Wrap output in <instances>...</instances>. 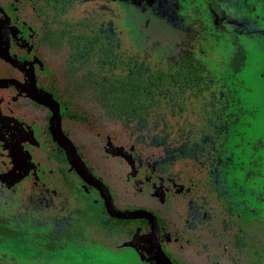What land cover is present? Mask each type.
Returning a JSON list of instances; mask_svg holds the SVG:
<instances>
[{
    "label": "rangeland",
    "instance_id": "rangeland-1",
    "mask_svg": "<svg viewBox=\"0 0 264 264\" xmlns=\"http://www.w3.org/2000/svg\"><path fill=\"white\" fill-rule=\"evenodd\" d=\"M20 2L0 0V218L9 217L11 231L0 233V264H159L152 223L141 215L116 222L124 216L110 214L109 205L120 213L158 208L168 232L160 242L173 264H264V0H84L71 8L74 17L90 18L104 42L110 34L121 57L144 59L145 66L176 55L189 39L216 74L210 92L219 98L228 85L235 98L226 102L231 122L216 140L213 161L201 164L191 156L164 161L162 147L135 141L80 95L78 107L93 121L60 122L101 174L102 188L88 184L87 199L71 194L57 162H46L55 143L52 114L46 117L34 99L36 81L51 64L45 55L55 53L36 47L38 25ZM197 24L199 34H188ZM232 33L245 49L238 69L228 66ZM19 147L31 163L8 183L7 157ZM63 166L79 177L69 162ZM191 200L207 211L202 222L187 212ZM22 211L25 217L16 218Z\"/></svg>",
    "mask_w": 264,
    "mask_h": 264
},
{
    "label": "flooded vegetation",
    "instance_id": "flooded-vegetation-1",
    "mask_svg": "<svg viewBox=\"0 0 264 264\" xmlns=\"http://www.w3.org/2000/svg\"><path fill=\"white\" fill-rule=\"evenodd\" d=\"M82 1H84V0H75L70 5L67 6V4H65V6H63V7L61 5H59L57 10H56V4H54L52 6V9L54 10V12L55 13H56V11L61 12L59 15V18H58L59 20L57 22H55V28L59 27L61 22H66V21L67 22H73L76 24V27L79 30L78 35L80 37H83V40H85L88 43L87 44L88 48L86 49V51L89 54L87 56V60L85 61V66L86 67H92V69H95L98 77H101L102 75H109V77L110 76L119 77V75H122L126 79L133 80V83H131V85L133 87L135 85L136 76L143 77L144 73H149L151 69H154L157 66H161V65L166 64L170 59L178 56V54L182 50L191 51L193 53V55L197 59H199L200 63L204 64V66L208 72L213 73L214 76L216 75L215 72L209 68L208 64L200 58V56L198 55L199 49L194 47L189 39H185V43H184L182 49L180 51H178L176 53V55L168 57V59H166L165 61H163L161 63H157L153 67L145 66L144 64L146 63V61L144 59H142L141 61L138 59L127 60L124 57H121L120 54H122V53L116 52L112 48V42L113 41H112V37L110 34H107L105 36V42H104L103 39H101V34H97V32L92 30L93 27L90 26V18L86 14H83V15L78 16V17H74V15L70 14L71 8L74 5H77L79 2H82ZM42 3H43V0H23L21 5H22V8H25V9L29 8L30 9L29 12L32 16V20L34 22H36L38 25V31L39 32H38V35L36 36V39H35L36 47H38L40 51H50V52L55 53V56L45 55V57L47 59H49L51 64H50L49 69H47L48 71L43 75V77L39 78L36 81V88L38 90V93L35 94V97L40 102L37 101L36 98L34 99V105H36L37 107H41V109L43 110V113L45 114L46 117L48 116V112L50 114H52V122L49 126L52 135H53V127H54V124H53L54 106L56 107V110L59 114V126H60V128H61V122L60 121L62 119L63 120H73V121H77L80 123H86L88 125L90 124V122L93 121V118H92V116H90V114H86L84 109H81L78 107V103L76 102V99L80 95H83L87 100H90V102H93L94 105H96L97 107H100L102 110V115L106 118H110L109 115L112 113L109 109L113 108L116 111H117V109L118 110L121 109V106H119V104L123 105L122 108L126 112L134 110V102L136 103V108H138V109L143 108L147 112V114H150L149 112L151 111L153 106L155 104L157 106L158 100L163 99V97H162L163 94H161L160 92L159 93L155 92V93H153V96H151L150 95L151 92H149L147 90L144 91V94H141L140 92L136 93V91H135L136 89L133 91L132 89H130L129 86H127V89H125V88L121 89L119 95L116 96L117 98H115V100L112 101L113 102L112 104L107 103L106 100H105L106 104H102L99 101L101 98L100 95H97V93L95 91L91 92L87 87H85L78 80H74L75 77H78L80 72H83L82 69L79 70L78 73L74 74L70 80H69V78L66 79L64 77V75H65L64 68L65 67L63 66V63H64V61H66V59L68 57L69 49H68L66 44H64L63 46H56V32H55V40H54V46L53 47L46 46L47 44L42 43V40H40V37L42 36V28H41V21L36 16L37 15L36 9ZM216 8L218 10V14H221V10L218 7V5ZM219 10H220V12H219ZM100 27H102V24ZM200 29L201 28L198 27V24L196 26L190 25V29H189L188 34H191V36H193V33L199 34ZM87 35H88L90 40H88ZM234 35H236V34H234ZM236 37L238 38L237 35H236ZM238 41H239V38H238ZM231 43L233 45L232 38H231ZM240 44H241V42H240ZM241 45L243 46V44H241ZM234 48L235 47L233 45V52H234ZM88 49H89V51H88ZM243 50H244V53H243V56H244V54H245L244 46H243ZM113 51H115L116 53H114ZM233 52L231 54V57L233 55ZM38 53H39V51H38ZM231 57H230V60H231ZM230 60H229V62H230ZM243 63H244V61H243ZM216 81H217V78H216ZM229 88H230V86H229ZM230 91H231L230 95L233 98L234 93L231 90V88H230ZM44 92L48 93L50 95L48 100L45 98ZM190 98H191V101H189V99L188 100L185 99V109L183 111H181L180 113H179L178 107H176L175 110L172 111L171 108L166 107V105H164V102H162V101H161L162 105L157 106V108L161 109L162 106L164 105L165 110L167 109L170 112V113L166 112V114L168 115L167 116L168 119L170 121H175V123H176V121H178V120H176V118L180 117L183 113L187 112V113L195 114V115L189 116L187 120L179 121L180 123L187 122L190 124L191 127H193V125H195V129H196L195 131L197 132V136L199 137L196 142H193L194 140H192V142L190 143V146L192 148H194L195 151H192V153L190 155H188V157L191 156L193 159H195L196 161H199L201 164L203 163L202 161H204V160H207V163H211L213 161L212 160V154L216 148V140L219 138V136H221L220 134L224 131V129L227 128L228 123L226 124V126L223 129H221L222 128L221 125H218V124L213 125L212 130H214V134L210 138V129L206 128L205 124H207V122H206V119H204L205 116L206 117H210V116L208 114L203 115L199 110L200 109L199 106H204V107L207 106L206 105L207 100L205 98L201 99L199 97H197L198 99H195V97H193V96ZM43 99H45V102L43 101ZM149 99L153 102L147 103V100H149ZM230 101H231V99H230ZM232 101H235V98H233ZM188 102H189V104L193 105V107L189 108ZM107 106L110 108H107ZM145 106H147V109L145 108ZM81 110H84V111H81ZM231 113H232V116L235 117L233 120H235L236 117L238 116L237 110L232 111ZM77 116L78 117L81 116V117L77 118ZM114 116H116V115H114ZM172 116H174L173 120H171ZM160 117H161V115H160ZM196 118L199 119V122L202 121V122H200V126H199V123L197 121H195ZM111 119H113V118H111ZM116 121H118L119 124L124 126L126 128V130H128L130 132V135L135 139V141H138L137 139H139V138L135 134H133L132 131H130L128 129V128H130L129 126H132V125L134 127L138 126V125L140 126L142 123H147L149 126H155L154 122L152 120H150V118H145V117L132 119L131 121H129V126L126 125V123H124L120 119H117ZM145 121H147V122H145ZM158 121H160L159 118H158ZM227 121H229V120H227ZM229 122H231V120ZM196 127H200V128H196ZM210 127H212V126H210ZM20 130H22V131H19V133L22 134V137L25 138V140H27V138H30V139L32 138L30 131L26 132L25 129L24 130L20 129ZM61 130H62V128H61ZM6 131H8V129ZM63 133L74 144L77 154L80 156L82 161L85 163V165L87 166V168L89 169L91 174L97 180H98V178L101 179L102 178L101 174L99 173L97 168H94L91 163L87 162L86 159H84L83 154L80 150L79 144L72 140V138L69 136L67 131L63 132ZM34 135H35V133H34ZM208 138L211 140V142L208 140ZM31 140H33V139H31ZM54 142L55 143L53 144V146L47 151V153L45 155L46 162L50 165H54L55 168H56V162H57L58 173L60 172L59 174L62 175L64 182L67 184L66 187L68 188V190L71 191V194H75V195L79 196L81 199H87L85 192H84V189L89 187L88 183L84 182V180L80 176H79L80 177L79 178L76 175H74L72 173L73 169H71L70 172H68V170L65 169V166H63V165L67 164L68 162L60 160L59 151H58V147H60V146L57 145L55 140H54ZM28 144H31V143H28ZM149 145H151V144H149ZM154 146L162 147V151H163V146H161V145H154ZM63 153H64V150H63ZM163 153H164V151H163ZM64 155H65V153H64ZM163 158H164V156H163ZM202 159H204V160H202ZM7 162H8V165H6V167H7L9 174H8V176H6L7 178H4V179L9 180L8 183H10L11 180L12 181L15 180V179H11L13 174H16L17 172H20V173L25 172L26 167L31 163L29 154L26 153V151H24L20 147L13 150L11 155L7 157ZM170 162H172V161H170ZM70 173H72V174H70ZM74 178H76L77 181ZM105 193L107 194L106 191H105ZM191 201H190V204H191ZM190 204L187 206V212L189 210H193V208L194 209L200 208L203 214L200 215L202 220H199L198 222H202L204 220L203 218H205V216L208 214L207 211L205 209H203L202 206H200L198 204V202H196L195 200L192 201L191 205ZM140 207L139 208L137 207L136 209H141L140 211H146V212H148V214L150 216H152L154 218L155 222H157V224H158L160 235L162 236L161 227H163L165 229V225L163 223V220L165 218L161 217V215H158V212H157L158 208L151 209L152 207L149 206L150 208L146 207V209H144L143 207H141V208ZM125 211H134V210H125ZM140 211H138V212H140ZM154 214H155V216H154ZM25 215H26V212L22 211V212L17 213L15 215V217L16 218L17 217H25ZM8 218L9 217H1L0 218V233L2 234L3 237L11 235V231L8 229V227H6L7 226L6 221L9 220ZM106 218H107L106 220L110 222V220L108 219L109 218L108 215ZM191 218H193V217H191ZM129 219L130 218H122V219H119L120 221H118V222L129 223L130 222ZM135 219H137V218H135ZM135 219L133 218V221H135ZM114 220H116V222H117V219H114ZM145 220H146V222H150L147 218H145ZM154 234H156V231H154ZM162 239H163V236L159 239V242ZM160 245H161V247H163L161 242H160ZM162 249L164 251V248H162Z\"/></svg>",
    "mask_w": 264,
    "mask_h": 264
},
{
    "label": "trees",
    "instance_id": "trees-1",
    "mask_svg": "<svg viewBox=\"0 0 264 264\" xmlns=\"http://www.w3.org/2000/svg\"><path fill=\"white\" fill-rule=\"evenodd\" d=\"M74 1L75 0H43V3L40 4L37 9L35 8L36 16L41 21L42 36L40 37V40H42V43L47 44L46 46L48 47H53L56 32V46H63L66 44L69 49L68 57L63 63V66L65 67L64 77L66 79L69 78L70 80L74 74L82 69L83 72H80L78 77H75L74 80H78L91 92L95 91L97 95H100L101 98L99 101L102 104H106V101L107 103L112 104V101L117 98L116 96L119 95L121 89H127V86L133 91L136 89V93L140 92L141 94H144V91L147 90L151 92V96H153V93L155 92H160L163 94V99L158 100L157 106H161L162 101L164 102V105L171 108L172 111L178 107L179 113L185 109V99L188 100L192 96L195 97V99H198L197 97L201 99L205 98L207 100V106H199V110L202 114L205 113L210 116H205L204 118L207 122V124H205L206 128L210 129V138L214 134V130H212L213 125H221V129L226 126V120H229L225 118V112L228 110L226 102H228L231 97L230 88L226 85V87L222 89L221 97L219 98L211 93L210 90L212 84L216 81V77L213 73L208 72L204 64L200 63L199 59H197L189 50H182L178 56L170 59L166 64L151 69L149 73H144L143 77L136 76L135 85L133 87L131 85L133 80L126 79L122 75H119V77H109V75L98 77L95 69L85 66V61L89 54L86 51L88 43L83 40V37L78 35L79 30L77 29L76 24L66 21L61 22L59 27L55 28V22L59 20L58 18L61 12L56 11L55 13L52 6L56 4L57 10L59 5L63 7L67 4L68 6ZM87 38L90 40L88 35ZM231 38L235 48L228 65L229 68L238 69L243 65L244 50L236 35L232 34ZM207 92L210 93L209 96L208 94L204 95V93ZM151 102L153 101L150 99L147 100V103ZM164 105L159 109L155 104L149 112L150 114H147L143 108H136L135 102L134 110L129 112L124 111L122 108L123 105L119 104V106H121L120 110L117 109L116 111L113 108L109 109L112 112L109 117L115 120L120 119L128 126L129 121L132 119L144 117L150 118L155 126H149L147 123H142L140 126L138 125L134 127L132 125L129 126L130 128L126 127L141 141L151 145L163 146L164 160L173 161L176 158L188 156L192 151H195V149L190 146V143L192 140H194L193 142H196L199 137L195 131V125L191 127L187 122L180 123L178 120L175 123V121H170L166 114V112L169 111L167 109L165 110ZM107 108L110 107L107 106ZM145 108L147 109V106H145ZM80 117L77 116V118ZM158 118L160 121H158ZM208 140L211 142L209 138ZM58 151L60 160L67 161L63 149L58 147ZM202 214L200 208H193L191 216L197 219V217ZM118 221L120 220L117 219V222ZM161 231L162 236L168 235V232L163 227H161ZM239 237L240 235L237 236L238 243L235 247L241 246L239 243Z\"/></svg>",
    "mask_w": 264,
    "mask_h": 264
},
{
    "label": "water",
    "instance_id": "water-1",
    "mask_svg": "<svg viewBox=\"0 0 264 264\" xmlns=\"http://www.w3.org/2000/svg\"><path fill=\"white\" fill-rule=\"evenodd\" d=\"M53 139L56 141L57 145L60 146L65 153V156L70 163V165L76 170L79 176L84 180V182L98 186L102 188V185L98 182V180L91 174L85 163L82 161L80 156L77 154L74 144L64 135L60 126H59V114L54 106V117H53ZM108 211L112 215L122 214L124 218H133L141 215L142 217L147 218L152 225L154 226V230H156V234H153V239L151 241V249L152 253L156 257L159 264H173L170 259L164 253L160 242H159V234L157 224L152 216L148 214L146 211H124L120 213L113 206H108Z\"/></svg>",
    "mask_w": 264,
    "mask_h": 264
},
{
    "label": "bare ground",
    "instance_id": "bare-ground-1",
    "mask_svg": "<svg viewBox=\"0 0 264 264\" xmlns=\"http://www.w3.org/2000/svg\"><path fill=\"white\" fill-rule=\"evenodd\" d=\"M154 231H156V230H154Z\"/></svg>",
    "mask_w": 264,
    "mask_h": 264
}]
</instances>
